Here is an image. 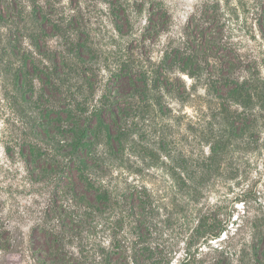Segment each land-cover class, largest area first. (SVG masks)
<instances>
[{
  "label": "rangeland",
  "instance_id": "obj_1",
  "mask_svg": "<svg viewBox=\"0 0 264 264\" xmlns=\"http://www.w3.org/2000/svg\"><path fill=\"white\" fill-rule=\"evenodd\" d=\"M263 6L264 0H0V264L98 262L112 240H133L122 202L84 212L71 181H65L71 155L57 145L58 129L39 131L43 110L57 102L41 91L42 73L54 62L65 66L52 76L63 86L65 102L75 97L93 104L108 91L130 100L111 90L121 71L147 82L138 98L151 106L128 115L129 122L135 119L131 144L112 155L105 154L101 137L95 141L101 158L91 177L94 187L106 189L112 199L140 187L163 198L172 187L170 157L185 155L189 166L204 167L195 186L178 174L186 184L176 206L167 209L172 226L162 229L159 241L154 232L148 238L175 251L170 264L185 256L184 242L198 215L209 223L233 213L228 229L235 231L243 210L246 224L231 246L245 249L232 264H264V112L252 128L227 138L220 127L226 97L217 89L231 72L264 80ZM43 18L49 20L44 32ZM202 34L208 40L203 48ZM218 139L222 143L212 156ZM24 147L51 167L34 166ZM122 216L112 235L111 223ZM48 231L54 234L50 249L44 243ZM255 238L257 262L251 257ZM219 243L225 245H213Z\"/></svg>",
  "mask_w": 264,
  "mask_h": 264
},
{
  "label": "trees",
  "instance_id": "obj_2",
  "mask_svg": "<svg viewBox=\"0 0 264 264\" xmlns=\"http://www.w3.org/2000/svg\"><path fill=\"white\" fill-rule=\"evenodd\" d=\"M260 13L259 30L264 35V6ZM48 21L45 18L42 19L40 31H45V24ZM207 41L206 36L202 34L200 46L202 48L207 46ZM78 54L80 55V53ZM218 63H222L221 60ZM64 67L54 62L50 72L42 73V94H51V98L54 97L57 102L51 108L43 110L44 113L40 117L38 127L39 131L49 133L50 129H58L56 132L62 138L60 141L62 143H57V145L59 144L61 149L69 150L71 155L67 166L70 169L69 178L65 181H71L73 198L81 202L84 212L90 213L99 206L107 208L122 202V208L127 214L125 217L130 219L129 233L133 237L129 244H120V241H117L119 244H115L112 240V246L101 252L102 257L98 262L92 259L75 258L70 260L68 264H170L175 251L171 247H164L163 243L151 244L148 238L152 237L154 232L155 238L153 239L159 241L162 229L172 226V214L167 209L176 206V195L182 194L185 181L193 186L196 185L195 177L199 173L202 174L205 170L204 167L200 170L198 166H189L188 161L182 157L189 158L185 155H179L180 159L175 158V156L170 157L168 175L172 180V187L170 192L166 191L163 194V198H154L146 188L140 187L133 188V191L125 196L112 199L106 189L94 187L95 182L91 181V177H95L93 169L101 158L95 151V141L101 137L104 141L105 154L111 153L112 155L123 152L128 143L131 144L129 137L131 128L135 125V119L132 118L133 121L129 122L131 117L128 115L140 111L141 108L151 106L138 98L144 95L148 86L146 81L133 75L132 72L121 71L115 75L114 82L116 85L111 90H116L117 94L126 93L127 96H131L130 100L122 101L117 95L113 96L108 91L98 102L93 104H85L81 99L75 97L65 102L68 99L64 98L63 86L59 85L57 79L56 84L52 78V76H57L58 70ZM217 89L226 97V102L220 104V109L223 110L220 127L225 130L222 135L230 138L237 129L252 128L256 118L264 112V99L261 98L264 95V80L249 75L238 78L232 76L231 72L220 79ZM231 105L235 106L232 111H230ZM48 119L52 120L47 122ZM61 121H65L66 125L63 126ZM220 143H222V139H218V142L214 143L215 145L210 151L212 156L216 152V146ZM31 148L24 147V150L30 152V163L34 166L48 165L51 167L49 162L40 159ZM206 169L208 170V167ZM74 172L78 174L77 178H75ZM178 174L183 176L185 181L177 179ZM61 177L60 182L63 180ZM189 194L194 195L192 192ZM161 211L164 213L162 219L159 218ZM232 215L233 213H229L223 220H217L213 217L209 223V218L198 215L195 229L186 237V242H184L186 246L185 256L181 258L178 264H232L234 259L242 257L245 248L241 247L235 250L236 245L231 246V240L246 224V211L243 210L242 225L237 227L235 231L228 229L229 224H234V222H230ZM123 219L122 216L113 220L112 227L109 228L112 230V235L114 228L122 225ZM72 221L73 224L79 223L81 217L73 218ZM45 235L47 236L44 240L46 249H50L54 234L48 231ZM254 240L256 242L254 241L255 244L252 246L251 257L253 261L257 262L260 253L256 251L258 240L257 238ZM214 241L224 242L225 245L219 243V245L214 246Z\"/></svg>",
  "mask_w": 264,
  "mask_h": 264
}]
</instances>
